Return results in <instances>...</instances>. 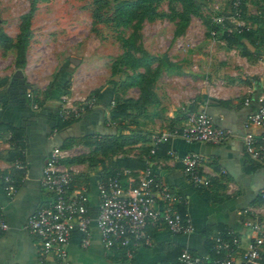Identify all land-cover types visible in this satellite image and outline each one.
Segmentation results:
<instances>
[{"label":"crops","instance_id":"1","mask_svg":"<svg viewBox=\"0 0 264 264\" xmlns=\"http://www.w3.org/2000/svg\"><path fill=\"white\" fill-rule=\"evenodd\" d=\"M221 40L224 43V39ZM221 49L225 51L224 47ZM255 51L246 47L249 55ZM13 72L14 69L7 77ZM243 73L245 78L238 76L239 80L232 82L224 78L220 85L206 81L198 89V86L191 87L173 104L166 100L160 115L145 129L149 132L165 130L182 124L186 113L204 111L212 126L231 134L221 145L184 143L173 139L159 146L155 156L146 164L143 160L144 168H149L172 193L185 201V205H179L177 209L185 214L192 232L171 235L165 229L148 227L146 244L139 243L131 257L126 258L122 253H111L103 247L92 222L85 247L81 245L78 232L71 231L65 246V264H177L178 252L184 247L205 263L211 258V239L218 231L232 232L237 240L233 256L239 260L257 236V231L264 228V203L259 199L260 191L264 190V164L250 162L241 144L242 123L249 113L255 111L259 98L264 96V70L262 66L254 65L244 69ZM22 76L27 84L38 90V99L41 100V92L48 83L41 90L37 89L26 75V63ZM65 98L69 100L68 96ZM244 100H247L246 105ZM57 105L58 99H55L34 109L33 105L20 103L6 91L0 92V211L7 224V230L0 233V264H60L52 255L39 261L37 240L25 229L28 217L46 206L51 197L39 184L44 161L52 148L65 141L73 139L74 143L83 136L105 134L114 125L107 122L109 108L97 103L78 121L56 131L52 115ZM252 133L264 146V128H254ZM15 141L22 143L21 148L14 145ZM70 150L69 158L65 160L76 157ZM168 151L173 155L168 156ZM131 152L136 153L133 158L141 160L147 154H139L136 149ZM189 153L199 155L205 173L213 175L209 188H193L184 179L178 160ZM64 165L74 175L72 188L86 191L90 211L94 215L97 204L94 183L101 175V167L96 168L98 172L86 163ZM220 171L225 173L219 175ZM5 175L17 184L12 197H7L1 188V179ZM244 210L252 213H243ZM263 253L264 242L260 246V255Z\"/></svg>","mask_w":264,"mask_h":264},{"label":"rangeland","instance_id":"2","mask_svg":"<svg viewBox=\"0 0 264 264\" xmlns=\"http://www.w3.org/2000/svg\"><path fill=\"white\" fill-rule=\"evenodd\" d=\"M93 1L35 0L26 75L41 90L54 71L70 59L69 100L66 96L58 100L62 104L64 98L65 106L77 107L90 92L109 87L121 101H134L142 95L149 103L140 113L130 106L129 119L117 125L123 135L139 131L149 137L157 132L145 129L160 115L162 104L166 100L173 104L191 87L198 89L206 81L220 85L224 78L229 82L239 80L238 76L245 78L243 70L254 65L264 70V37L256 41V51L247 56L240 55L237 44L220 39L235 29L252 31L260 27L264 32V25L257 19L264 18V0H191L196 9L185 18L182 0H161L149 4L156 14L153 17L137 12L128 23L116 27L93 22ZM236 1L240 5L234 9L232 3ZM30 2L0 0V31L15 40L20 17L28 12ZM203 18L210 19L218 30L208 31ZM144 57L150 58L149 65H138ZM12 71L13 51L0 49V78ZM128 81L130 86L122 87L121 83ZM71 147L73 156L85 160L82 163L94 171L100 162L107 166L111 158L132 154L125 149L107 156L94 155L80 140Z\"/></svg>","mask_w":264,"mask_h":264},{"label":"built area","instance_id":"3","mask_svg":"<svg viewBox=\"0 0 264 264\" xmlns=\"http://www.w3.org/2000/svg\"><path fill=\"white\" fill-rule=\"evenodd\" d=\"M237 9L238 2L232 3ZM219 21V20H217ZM243 104H247L244 100ZM61 105V118L76 119L94 106L91 98L84 99L77 107ZM36 109V105L32 106ZM254 128H264V96L259 98L255 111L249 113L242 123L241 144L246 158L257 164H264V146L252 133ZM231 134L212 126L209 116L204 111L186 113L184 122L171 128L151 133L147 154L142 158L145 164L155 156L159 146L180 139L184 143H205L221 145ZM71 149V150H70ZM53 148L47 155L41 175L40 186L47 190L51 197L43 208L28 217L25 229L37 240V257L43 261L52 255L60 264H65V246L71 231L75 230L81 237V245L86 246L89 240L90 225L93 222L103 247L111 253H122L130 258L138 244H146V230L165 229L171 235H188L192 227L184 213L177 209L185 201L170 191L149 168L133 171L118 168L112 174L99 176L94 183L96 193V210L92 215L89 199L82 188H72L74 175L62 163L69 158V150ZM72 155V154H71ZM70 155V156H71ZM136 153L129 155L133 158ZM172 156V152H167ZM181 173L184 179L196 189H207L211 186L213 175L204 171L202 158L189 153L179 158ZM225 172L220 171L219 175ZM16 182L8 175L1 179V188L7 197L16 191ZM260 202L264 203V190L259 193ZM252 213L244 210L243 213ZM7 230L0 211V233ZM264 242V228L257 231L250 247L239 260L234 259L237 240L230 231H218L211 239V258L202 262L186 247L178 252L177 264H262L260 246Z\"/></svg>","mask_w":264,"mask_h":264},{"label":"trees","instance_id":"4","mask_svg":"<svg viewBox=\"0 0 264 264\" xmlns=\"http://www.w3.org/2000/svg\"><path fill=\"white\" fill-rule=\"evenodd\" d=\"M158 1L161 0H110V2L109 0H94L92 2L93 8L91 17L94 23H110L114 25V27H116L118 25L128 23V21L137 12H140V14H144L148 17H153L156 14L154 10L149 7V4ZM34 5L35 0H31L28 12L20 17L18 34L15 40L11 39L6 34L0 31V49L3 51H13L14 69L12 75L0 78V92L6 91L8 94L15 96V100L25 104L26 106L36 105V107H38L42 106L45 101H51L55 99L59 100L61 96H66L68 94L70 81L69 78L70 73L72 72V66H70V59H67L54 71V73L51 75L50 81L41 92V100L38 99V90L36 91L25 82V79L22 76V70L26 63V52L30 39V18L34 11ZM182 5L184 18L187 13H191L192 11H194L193 9H196L191 0H182ZM238 5H240L239 2ZM104 11L105 13H108V16L104 14ZM257 19L258 21H261V24L264 25V18ZM202 22L208 31H217L219 28L218 26H215L214 23L208 18H203ZM235 30L231 31L237 32L236 35L231 32L230 35L223 34L220 39H225L226 42L237 44L239 47V51L243 56L249 55L248 52H246L247 46L251 48V50H255L256 41H260L264 37V32L260 27H257L252 31L246 29ZM225 36L226 38H224ZM126 56V58L130 59L128 54ZM149 62L150 58L144 57L142 60H138V65H149ZM121 84L122 87H128L130 86V81ZM131 85H133L132 82ZM147 91L148 84L146 86V90L142 93L144 94V97ZM87 98H91L94 102V105H96L97 103H101L102 105L109 108L106 116L107 122L108 124H115L113 125L115 127H112L108 133H95L79 138L80 141L85 143L91 149V153H93L94 155L99 154L101 156H107L108 154H114L118 150L125 149H128V152L129 150L132 151L133 149L139 150V154H145L147 152L149 137L146 134H142V132L136 131L123 135L121 134V131L117 129V125L121 124L122 121H126L129 119L131 115V113L129 112L130 106L134 108L135 111H138V113H140L142 109H144L145 104L149 103L147 102L148 100L145 101L141 95L140 98L134 101H121L115 90L110 87L94 90L90 92V95ZM90 109H86L80 115V117L84 113L90 111ZM53 114V128L56 131H60L80 119V117L76 119H62L60 116V103H58L57 107H55V111ZM73 141V139L67 140L62 145L54 148L61 150L67 149L73 144ZM14 145L21 148L22 143L20 141H15ZM164 145L166 144H163V146ZM84 161L85 160H82L81 158L73 157L71 159L62 161V163L76 164L82 163ZM100 167V176H106L112 174L114 170L118 168H128L133 171L141 170L144 168V162L139 157L128 158L127 156H124L122 158L115 159L114 161H110L107 166L106 164H104V162H100ZM260 262L264 264V253L260 255Z\"/></svg>","mask_w":264,"mask_h":264}]
</instances>
